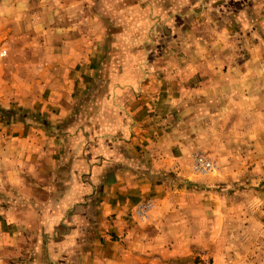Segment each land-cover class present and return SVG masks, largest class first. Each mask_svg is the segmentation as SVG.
Segmentation results:
<instances>
[{
    "label": "rangeland",
    "instance_id": "obj_1",
    "mask_svg": "<svg viewBox=\"0 0 264 264\" xmlns=\"http://www.w3.org/2000/svg\"><path fill=\"white\" fill-rule=\"evenodd\" d=\"M47 1L0 0V264H72L33 230L54 167L86 164L101 204L119 161L159 200L122 261L264 264V0Z\"/></svg>",
    "mask_w": 264,
    "mask_h": 264
},
{
    "label": "crops",
    "instance_id": "obj_2",
    "mask_svg": "<svg viewBox=\"0 0 264 264\" xmlns=\"http://www.w3.org/2000/svg\"><path fill=\"white\" fill-rule=\"evenodd\" d=\"M10 1L8 0V2ZM26 1L12 0V5L18 8L21 2L26 5ZM62 1L55 0L54 3H58L57 5H50L47 1L43 5L46 13L59 10V5H63L61 4ZM73 1L70 0L71 5L74 4ZM65 7H70V5ZM18 11L20 10H15V12ZM136 123L131 124L130 121H125V117L122 120H117L114 129L122 132V135L117 137V141L120 142L121 137L130 136L133 130L137 132ZM110 154L111 158L115 156L112 151ZM80 159L81 156L78 157L79 161ZM123 159L121 158V160ZM81 163L80 165H64L56 169L54 167L57 180L55 183L63 192L56 194L57 197L50 196L47 201L39 202L43 206L56 208L54 212L42 213L40 218L35 217L34 221H37L39 226L37 230H33L38 233V236L49 234L51 238L57 237L55 239L59 240H50L47 243L50 256L60 253L63 256L70 252L73 256L72 264H129L122 261L121 250L138 249L136 244L142 245L143 242L141 231L147 229L149 225L140 227L139 223L128 219L127 211L146 199L153 198L156 204L159 200L151 193L153 186L151 182L128 179V174L133 172L130 168L126 169L123 162L119 161L115 163L117 166L115 178L111 177L110 179L109 175L106 178L108 180L104 183L105 196L101 204H98L100 200H96L94 184L91 181H83L82 177L87 170V165ZM93 173H96L95 169ZM45 188L53 190V186L47 185ZM113 212L116 213L115 224L112 221ZM157 214L158 210H154L153 217H151L152 225L158 222ZM26 227L27 230L32 228L31 225L27 226V224ZM114 233L121 235L120 241L124 242V245L121 242L111 240ZM98 237L99 243L97 242ZM101 237L104 239L102 240ZM125 243H131L132 246L129 247ZM129 252L133 251L129 250ZM53 263L62 264L58 257L54 259Z\"/></svg>",
    "mask_w": 264,
    "mask_h": 264
},
{
    "label": "built area",
    "instance_id": "obj_3",
    "mask_svg": "<svg viewBox=\"0 0 264 264\" xmlns=\"http://www.w3.org/2000/svg\"><path fill=\"white\" fill-rule=\"evenodd\" d=\"M201 161H199V163H200ZM203 162H201L200 164L203 166V167H205V164L203 163ZM207 166H210V164L209 165H207Z\"/></svg>",
    "mask_w": 264,
    "mask_h": 264
}]
</instances>
